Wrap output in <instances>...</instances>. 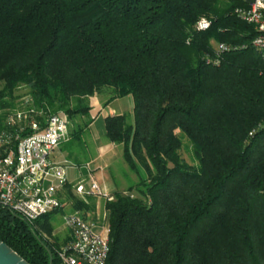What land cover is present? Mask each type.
<instances>
[{
	"label": "trees",
	"instance_id": "1",
	"mask_svg": "<svg viewBox=\"0 0 264 264\" xmlns=\"http://www.w3.org/2000/svg\"><path fill=\"white\" fill-rule=\"evenodd\" d=\"M247 6L0 0V131L25 133L5 120L20 87L36 108L68 119L88 115L95 95H107L106 104L132 98L131 124L124 114L103 119L137 177L104 204V264H264V59L254 26L235 12ZM201 18L205 30L196 29ZM218 44L230 49L217 53ZM90 123L70 124V136ZM65 188L86 219L93 203ZM56 212L29 224L0 206V240L30 264L50 256L62 264L49 219Z\"/></svg>",
	"mask_w": 264,
	"mask_h": 264
},
{
	"label": "built area",
	"instance_id": "2",
	"mask_svg": "<svg viewBox=\"0 0 264 264\" xmlns=\"http://www.w3.org/2000/svg\"><path fill=\"white\" fill-rule=\"evenodd\" d=\"M243 21L254 26L256 36L252 43L264 59V0L248 1L245 8L236 9ZM210 22L201 18L197 30H205ZM225 44H218L216 52L229 50ZM6 124L17 125L20 131L14 138L0 131V206L17 214L29 224L63 208L60 194L67 184L63 165L49 159L61 142L70 139V122L59 112H45L36 108L27 96L21 98L18 107L9 110ZM12 139L16 141L11 147ZM88 188L82 183L73 186L79 196H99L105 202L113 195L100 186L92 176ZM86 220L78 213L63 215V225L68 239L57 256L62 264H104L108 254V226Z\"/></svg>",
	"mask_w": 264,
	"mask_h": 264
},
{
	"label": "rangeland",
	"instance_id": "3",
	"mask_svg": "<svg viewBox=\"0 0 264 264\" xmlns=\"http://www.w3.org/2000/svg\"><path fill=\"white\" fill-rule=\"evenodd\" d=\"M216 46L217 45H215V47ZM26 92L27 91L24 87H20L16 91L15 95L18 97L15 100L13 108L18 107V103L21 98L28 96ZM99 99L102 100L103 97H99ZM90 105L92 107L86 116H78L68 119L64 113L59 112V115L61 117L67 118L70 124L76 129L79 126L83 127L85 122L91 121V123L88 125V127L79 132V137H71L68 142H61L49 157L51 161L64 166L66 171V179L71 184L73 183V186L77 185L78 183H82L85 188H88L90 185L87 175V164L89 163L90 170H95L99 165L98 163H100V159L97 161L95 159L97 157V147L102 145L105 140V129L103 122L104 117L109 115V112L114 111L115 114H124L129 124H131L133 121L132 98L130 96L111 100L106 105L107 108L104 109V106H100L96 98L90 100ZM183 143L184 145L182 147L181 154L187 161H191V147L185 137H183ZM94 177V180H99L98 173L96 175L94 174ZM74 196L84 200L88 204L93 203L92 198L90 199L87 196H79L76 194ZM95 197L97 198V218H91L94 216L89 212L87 214V219L91 218L94 222L102 223L104 218V226L106 227L108 226V213L105 209H103L102 206V200L104 201V198L99 196ZM72 206L73 205L70 202L67 206H65V208H61L56 213L51 214L49 217L50 222L53 224L52 237L61 243V246L58 248V250L63 247L68 239V233H66V229L63 225V215L74 212L80 214L77 210H74ZM44 236L50 242H55L53 238L48 237L45 234Z\"/></svg>",
	"mask_w": 264,
	"mask_h": 264
},
{
	"label": "crops",
	"instance_id": "4",
	"mask_svg": "<svg viewBox=\"0 0 264 264\" xmlns=\"http://www.w3.org/2000/svg\"><path fill=\"white\" fill-rule=\"evenodd\" d=\"M99 97H103V99L100 100ZM94 98L97 99L100 106H104L103 109L107 108L106 105L108 103L107 104L105 103L106 99L108 98L107 95L92 96V97H90L89 102H90V100H92ZM132 107H133V102H132ZM113 114H115L114 111L109 112V115H113ZM73 128L74 127L71 126L70 130H72ZM70 139H71V136H70ZM99 159H100V163H98L99 165L95 169L96 171L90 170L89 169V163L87 164V175H88V178L90 176H92L94 179L95 178L94 174L96 175L98 173L99 174V177H98L99 180L95 179L96 182L100 186L105 187L110 194L125 192L130 186H132L133 184H135L137 182L136 175L128 168V166L126 165V163L123 160L121 146L118 144H114V143L109 142L107 140L106 136H105V140L102 143V145H99L97 147V157L95 160L97 161ZM67 184L71 185V187L73 188V185H74L73 183L71 184L67 180ZM72 188H71V191L75 195ZM65 190H66V188L64 187L62 194H60L61 200L63 202V208H65V206H67L69 203L67 200H65V196L63 195ZM87 197L90 199L92 198V200H93V209L90 211V213H92L94 217H91V218H97V207H96L97 206V198L95 196H87ZM102 204H103L102 205L103 209H105L104 208L105 200L104 201L102 200ZM74 213H77V212H74ZM79 213L81 214V211ZM91 218L90 219L86 218V220H92ZM65 231H66V233H68L67 230H65Z\"/></svg>",
	"mask_w": 264,
	"mask_h": 264
},
{
	"label": "water",
	"instance_id": "5",
	"mask_svg": "<svg viewBox=\"0 0 264 264\" xmlns=\"http://www.w3.org/2000/svg\"><path fill=\"white\" fill-rule=\"evenodd\" d=\"M250 1L251 0H247ZM0 264H30L15 250L0 240ZM50 264H53L52 256H50Z\"/></svg>",
	"mask_w": 264,
	"mask_h": 264
}]
</instances>
